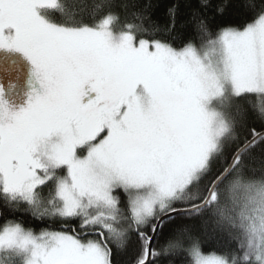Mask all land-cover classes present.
Wrapping results in <instances>:
<instances>
[{
	"label": "snow or ice",
	"instance_id": "snow-or-ice-1",
	"mask_svg": "<svg viewBox=\"0 0 264 264\" xmlns=\"http://www.w3.org/2000/svg\"><path fill=\"white\" fill-rule=\"evenodd\" d=\"M245 6L171 0L161 24L152 0H0V264H264V0ZM209 224L228 239L205 254Z\"/></svg>",
	"mask_w": 264,
	"mask_h": 264
},
{
	"label": "trees",
	"instance_id": "trees-1",
	"mask_svg": "<svg viewBox=\"0 0 264 264\" xmlns=\"http://www.w3.org/2000/svg\"><path fill=\"white\" fill-rule=\"evenodd\" d=\"M143 3V0H140ZM155 5L153 10V18L158 19L161 24L167 21L166 10L169 7L171 0H152ZM198 0H193L197 3ZM247 0H230V7L227 14L223 18H218L220 22L242 24L248 18V9L246 8ZM186 11V10H185ZM257 159L254 162L257 166L260 165V150L257 149L255 153ZM197 235L199 236L203 252L209 254L212 250L220 251L223 249L228 237L226 234H214L211 231V224L207 230L201 229ZM129 254H117L114 259L116 264H129ZM172 261V264H186L187 257L182 251H177L174 255L167 258ZM167 264V261H165Z\"/></svg>",
	"mask_w": 264,
	"mask_h": 264
}]
</instances>
